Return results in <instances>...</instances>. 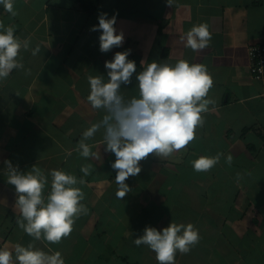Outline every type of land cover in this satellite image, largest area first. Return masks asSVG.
Returning <instances> with one entry per match:
<instances>
[{"label":"crops","instance_id":"0c3cea01","mask_svg":"<svg viewBox=\"0 0 264 264\" xmlns=\"http://www.w3.org/2000/svg\"><path fill=\"white\" fill-rule=\"evenodd\" d=\"M14 11L15 17L0 5V22L30 46L20 53L24 68L0 82V247L32 243L61 252L65 264H158L155 253L134 239L146 226L191 223L201 239L189 253H177L176 264H264V90L249 57V46L264 43V0H173L172 6L168 0H14ZM101 13L115 16L116 33L124 36L122 46L107 53L100 51L102 30H91ZM201 23L212 39L194 52L181 37ZM129 49L136 73L131 84L121 85L126 99L138 96L136 75L146 63L184 59L207 66L216 104L185 149L140 162L141 172L126 180L131 191L121 200L111 167L116 158L105 151L103 130L88 141L98 159L76 149L83 131L103 115L87 100V78L107 80L105 61ZM218 153L211 170H194L192 161ZM5 160L21 172L37 165L49 179L45 196L52 169L79 179L83 165L93 166L86 184L77 185L88 212L60 243L36 241L18 227Z\"/></svg>","mask_w":264,"mask_h":264},{"label":"clouds","instance_id":"9594fccd","mask_svg":"<svg viewBox=\"0 0 264 264\" xmlns=\"http://www.w3.org/2000/svg\"><path fill=\"white\" fill-rule=\"evenodd\" d=\"M168 4L172 6L173 0H168ZM0 5L13 17L17 15L14 0H0ZM98 20V25L91 30H102L100 51L107 53L113 47L122 46L124 36L122 32L116 33L115 16L109 19L106 13H101ZM211 39L206 23L194 25L181 37L184 46L194 52L208 48ZM29 46V39L21 40L15 35L13 26L6 27L0 22V82L6 80L14 69L24 68L20 53L27 51ZM39 51L37 45L31 54L35 56ZM130 52V49L116 52L111 61H105L107 80L101 75L87 78L90 85L87 100L92 109L102 110L103 115L83 131L76 149L83 158L98 159L88 141L103 130L105 151L113 153L116 158L111 167L116 170V196L121 200L131 191L126 180L141 172L140 162L150 154L166 159L185 149L196 139L197 128L203 127L210 105L216 104L209 97L214 82L207 66L190 64L184 59L174 64L146 63L136 75L138 96L126 99L121 93V85L131 84L136 73V63L128 59ZM141 63L145 64L144 61ZM25 71L30 74V69ZM221 155L201 156L192 161V166L197 172H207L219 162ZM232 159L231 155L227 156L229 165ZM4 163L7 183L15 186L17 194L18 227L34 240L48 244H58L68 237L76 219L88 212L81 203L85 193L77 185L86 184L84 177L91 174L93 166L83 165L80 170L84 177L79 179L63 170L52 169L49 173L50 191L45 196L49 179L37 165L21 172L11 161L5 160ZM200 239L193 224L171 222L162 230L146 226L143 235L134 239V244L148 246L155 253L158 264H176L177 253H189ZM0 264H65V261L59 251L52 252L49 248L46 252L32 243L27 246L17 243L13 249L0 247Z\"/></svg>","mask_w":264,"mask_h":264},{"label":"built area","instance_id":"2783aa9c","mask_svg":"<svg viewBox=\"0 0 264 264\" xmlns=\"http://www.w3.org/2000/svg\"><path fill=\"white\" fill-rule=\"evenodd\" d=\"M252 75L261 82L264 90V43L249 46Z\"/></svg>","mask_w":264,"mask_h":264}]
</instances>
